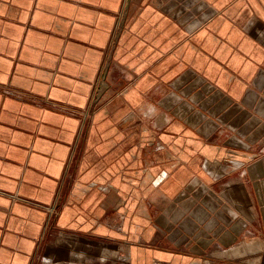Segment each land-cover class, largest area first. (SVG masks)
<instances>
[{
    "label": "crops",
    "instance_id": "crops-1",
    "mask_svg": "<svg viewBox=\"0 0 264 264\" xmlns=\"http://www.w3.org/2000/svg\"><path fill=\"white\" fill-rule=\"evenodd\" d=\"M0 264H264V0H0Z\"/></svg>",
    "mask_w": 264,
    "mask_h": 264
}]
</instances>
